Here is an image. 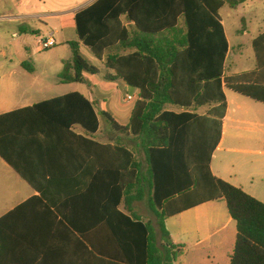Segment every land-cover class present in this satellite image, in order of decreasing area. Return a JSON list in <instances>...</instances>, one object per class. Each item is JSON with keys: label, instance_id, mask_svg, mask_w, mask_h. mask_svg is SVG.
<instances>
[{"label": "trees", "instance_id": "trees-1", "mask_svg": "<svg viewBox=\"0 0 264 264\" xmlns=\"http://www.w3.org/2000/svg\"><path fill=\"white\" fill-rule=\"evenodd\" d=\"M245 1L95 0L74 16L77 41L68 43L71 59L63 62L59 82L86 83L83 74H89L139 90L129 124L122 127L108 113H96L94 105L77 93L0 115V158L34 188L30 157L23 154L21 136L31 130L28 120H23L35 113L61 109L66 130L79 125L90 134L98 130V117H102L115 132L136 137L146 170L135 152L118 142L100 146L69 132L96 145L103 154L101 214L104 237L113 249L111 254L109 250L101 253L90 244L89 252L102 254V264H174L181 249L171 243L165 220L219 200L236 223L229 264H264V203L213 177L210 171L226 112L224 89L264 103V32L252 41L256 69L224 74L228 41L219 12L225 5L234 9ZM80 47L101 67L87 61ZM22 66L32 71L26 63ZM169 104L215 106L207 115L198 116L166 111ZM5 145H13L14 152L5 151ZM148 189L154 222L142 220L129 207L118 210L121 202L127 205V199L143 200ZM19 209L0 218V264H15L16 249L18 255L29 254L19 249V239L29 238L31 229L12 222Z\"/></svg>", "mask_w": 264, "mask_h": 264}, {"label": "crops", "instance_id": "crops-1", "mask_svg": "<svg viewBox=\"0 0 264 264\" xmlns=\"http://www.w3.org/2000/svg\"><path fill=\"white\" fill-rule=\"evenodd\" d=\"M38 1L41 2V0ZM57 1L61 5L65 4V1ZM68 1L73 6L67 10L42 14L28 12L19 16V19L26 21L44 17L50 22L59 20L63 23L66 16L68 20H72L75 29V14L95 0ZM40 25L43 24L40 23ZM43 27L45 29L47 25L44 24ZM30 31L40 32L37 28ZM51 33L55 34L50 32L47 35ZM64 39L63 43L66 45L77 41L76 32L73 40ZM81 50L82 47H80ZM231 51L232 47L228 41V54L224 66L226 76L256 69L255 66L250 71L229 72L233 66L228 67ZM89 58L90 63L101 67V63L92 55ZM83 75L86 83L64 84L58 79L59 84L69 88L62 94L37 99L35 96L25 97L18 101L20 104L12 107L10 102H4L0 104V115L70 93H77L94 105L96 113L106 112L119 126L126 127L138 100L139 90L127 86L122 81L106 82L98 75ZM224 95L226 112L222 119L220 141L210 160L211 174L264 203V103L228 89H224ZM127 97H131V100ZM214 106V104H207L182 108L169 104L165 106V110L174 114L187 112L205 116ZM35 114L23 120H28L27 124L31 130L27 135L21 136L25 141L23 154L30 157L28 167L32 171L31 178L35 188L22 180L0 158V218L21 207L12 222L17 227L31 229L29 238L25 235L19 239L22 244L19 249H24L29 254L25 252L18 255L16 249L14 263L102 264V254L91 255L89 252L90 244H93L101 253L109 250L111 254L113 249L112 243L107 242L108 237H104L101 214L104 202V158L101 149L80 138L100 146L118 142L128 150L134 151L138 161L142 163L143 170H146L144 157L137 149L138 140L130 132L126 134L115 132L102 117H98V130L90 134L79 125H73L66 130L61 121L63 116L61 109H47ZM69 132L80 138L72 137ZM5 151L13 153L14 146L5 145ZM148 180L146 175V186ZM149 195L148 189L143 200L130 202L127 199V205L121 202L118 210L124 211L129 207L142 220L153 221L148 206ZM165 227L171 243L181 249V254L174 264L230 263L237 231L236 223L230 217L223 201L199 204L171 216L165 220ZM74 228L80 229L81 232H73L71 229Z\"/></svg>", "mask_w": 264, "mask_h": 264}, {"label": "rangeland", "instance_id": "rangeland-1", "mask_svg": "<svg viewBox=\"0 0 264 264\" xmlns=\"http://www.w3.org/2000/svg\"><path fill=\"white\" fill-rule=\"evenodd\" d=\"M61 1L65 4L61 5L57 0H0V104L10 102L12 107L25 97L35 96L37 99L69 90L59 84L58 79L63 62L71 59V50L63 42L64 38H75L72 20L66 16L63 23L59 20L50 22L44 17L26 21L19 19L28 12L56 13L73 6L68 0ZM219 14L232 47L228 67L233 66L229 72L253 70L256 64L252 40L264 31V0H247L236 9L225 5ZM40 23L47 27L44 29ZM35 28L40 32L30 31ZM50 32H55L53 38L57 43L50 49L41 50L38 40ZM81 54L91 62V54L83 47ZM23 63L32 71L24 68Z\"/></svg>", "mask_w": 264, "mask_h": 264}, {"label": "built area", "instance_id": "built-area-1", "mask_svg": "<svg viewBox=\"0 0 264 264\" xmlns=\"http://www.w3.org/2000/svg\"><path fill=\"white\" fill-rule=\"evenodd\" d=\"M53 33L47 35L45 38L38 40V46L41 50H47L56 45V42L53 38ZM128 100H131V97H127Z\"/></svg>", "mask_w": 264, "mask_h": 264}]
</instances>
